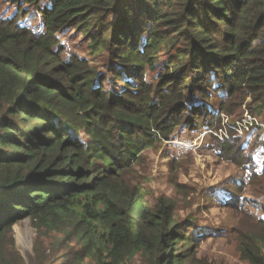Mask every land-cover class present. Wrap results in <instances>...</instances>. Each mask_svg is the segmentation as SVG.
<instances>
[{
    "label": "trees",
    "instance_id": "obj_1",
    "mask_svg": "<svg viewBox=\"0 0 264 264\" xmlns=\"http://www.w3.org/2000/svg\"><path fill=\"white\" fill-rule=\"evenodd\" d=\"M0 2L14 7L0 14V264H24L12 231L24 219L95 264H204L191 220L123 177L177 128L215 133L242 107L264 117V0ZM69 32L84 55L63 60ZM233 136L212 147L254 184L264 130L253 142L261 162ZM220 188L222 207L251 215ZM252 221L257 233L242 232L237 252L264 264V218Z\"/></svg>",
    "mask_w": 264,
    "mask_h": 264
},
{
    "label": "rangeland",
    "instance_id": "obj_2",
    "mask_svg": "<svg viewBox=\"0 0 264 264\" xmlns=\"http://www.w3.org/2000/svg\"><path fill=\"white\" fill-rule=\"evenodd\" d=\"M13 11L10 4L0 2V14L10 16ZM35 14H31L28 25L39 33L42 27ZM18 22L22 25L24 19L19 18ZM61 40L63 60L72 54L84 55L79 35L63 33ZM239 115L238 118L223 115L221 128L215 133L207 129L193 132L177 128L169 142L146 150L132 175L123 177L129 188L141 190L150 203L158 199L170 201L175 218L191 220L195 225L191 236L198 244L196 257L204 264H247L237 252V238L243 235L242 232L257 233L251 227L255 226L252 220L264 218V177L252 179L255 183L251 184V180L245 178L243 168L218 156L215 153L217 147H212L217 141L228 138L230 131L233 137L243 139L257 161H262L253 142L255 133L261 134L264 130V117L248 114L246 107L241 108ZM251 131L252 134L246 137ZM256 168L260 170L262 164ZM234 181L245 185L237 188ZM220 187L241 194L246 199L244 208L251 215L222 207L212 193L215 188H218L215 192L221 190ZM215 230L220 232L213 238L211 232ZM12 231L15 250L24 264H95L89 257L82 259L80 248L73 241L58 246L54 233L39 232L29 219L14 224ZM126 264H140V260L136 258Z\"/></svg>",
    "mask_w": 264,
    "mask_h": 264
}]
</instances>
